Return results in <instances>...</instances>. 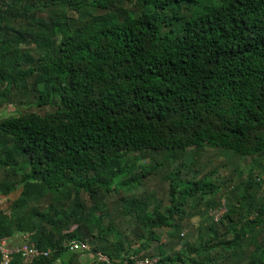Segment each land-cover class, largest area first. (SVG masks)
I'll list each match as a JSON object with an SVG mask.
<instances>
[{
	"label": "trees",
	"instance_id": "1",
	"mask_svg": "<svg viewBox=\"0 0 264 264\" xmlns=\"http://www.w3.org/2000/svg\"><path fill=\"white\" fill-rule=\"evenodd\" d=\"M8 106L0 196L19 195L0 240L49 252L9 264H69L71 241L112 261L264 264V0H0ZM205 147L246 165L216 221ZM154 179L163 198L148 206L143 190L109 215L113 194Z\"/></svg>",
	"mask_w": 264,
	"mask_h": 264
},
{
	"label": "rangeland",
	"instance_id": "2",
	"mask_svg": "<svg viewBox=\"0 0 264 264\" xmlns=\"http://www.w3.org/2000/svg\"><path fill=\"white\" fill-rule=\"evenodd\" d=\"M12 111H13V108L11 106H8L6 110L1 109L0 119L8 115ZM146 154L140 153L139 155H136L137 157L135 156L137 158V161H136L137 165L141 166L148 162ZM194 158L197 162V166L201 168L200 170L202 171L203 174L212 172L213 169L217 168L216 174L213 175L212 182L213 184L217 185L218 193H216L211 199H214L216 202H218L213 212L214 211L218 212L220 216L224 213V208L221 206V204L223 203V200L222 198L221 199L219 198L221 196H223L224 198L226 197L228 198L229 196L227 194H230L229 188L232 187V184L235 182H239V180L243 179V176H239L238 171L239 170L244 171V169L246 168L245 161L242 158H237L236 156L235 157L232 156L231 153L229 152H226V151L221 152V151L210 149L207 147H205L203 150L197 151V154L194 156ZM229 179L231 181H229ZM165 188H166L165 184H161L158 182L157 179H154L153 181L150 180L147 183V186L145 188L138 187L137 189L132 190V191H126V192L121 191V192H118L117 194H113L112 199L109 200V205L107 206L109 215L110 216L113 215L109 207H111V205H113V203L116 202L118 198L120 199L122 197L139 195L144 190L145 192L144 195H147L146 197H144V199L148 200L145 202L148 206H150L151 204H153L151 203L152 202L151 200H154V199L158 200L160 198H163ZM18 195H19V192H15L14 196L16 197ZM233 195H236V194H233ZM207 199L208 198H205V200ZM202 205L204 204L201 203V206ZM213 212L211 211L209 215H212ZM187 222H190V229H194L196 225L201 223V220H200V217L196 215V213L194 212V214L190 217L189 221ZM184 236L188 237L187 232L186 233L184 232Z\"/></svg>",
	"mask_w": 264,
	"mask_h": 264
},
{
	"label": "built area",
	"instance_id": "3",
	"mask_svg": "<svg viewBox=\"0 0 264 264\" xmlns=\"http://www.w3.org/2000/svg\"><path fill=\"white\" fill-rule=\"evenodd\" d=\"M211 216L216 221L218 220L219 213L214 211ZM65 247L69 252L82 255L84 257L83 264H156V259L142 256H130L120 261H112L100 252L91 251L85 242L71 241ZM48 254V251L40 250L33 244H28L26 241L19 246H8L6 239L0 240V264H9L14 255H20L22 258H38L47 257Z\"/></svg>",
	"mask_w": 264,
	"mask_h": 264
},
{
	"label": "crops",
	"instance_id": "4",
	"mask_svg": "<svg viewBox=\"0 0 264 264\" xmlns=\"http://www.w3.org/2000/svg\"><path fill=\"white\" fill-rule=\"evenodd\" d=\"M14 195H15V192L11 193L10 195L6 197L0 196V202H1L0 211L5 210L9 206V203L17 197V196L15 197ZM27 239H28V236L26 234L14 233L9 238H6V244L8 246H19V245H22L24 241H26ZM77 256H78L77 261L71 260L69 264H83L84 257L82 255H77ZM61 261H62L61 259H57L56 264H60ZM62 263H64V261H62Z\"/></svg>",
	"mask_w": 264,
	"mask_h": 264
}]
</instances>
